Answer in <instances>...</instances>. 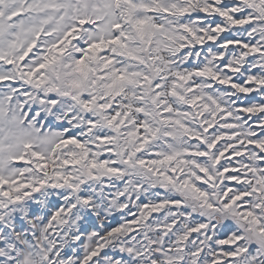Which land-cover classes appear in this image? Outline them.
<instances>
[{
  "label": "snow or ice",
  "instance_id": "1",
  "mask_svg": "<svg viewBox=\"0 0 264 264\" xmlns=\"http://www.w3.org/2000/svg\"><path fill=\"white\" fill-rule=\"evenodd\" d=\"M0 264H264V0H0Z\"/></svg>",
  "mask_w": 264,
  "mask_h": 264
}]
</instances>
